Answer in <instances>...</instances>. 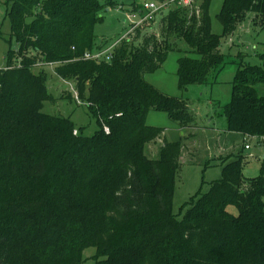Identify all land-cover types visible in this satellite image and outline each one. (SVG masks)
<instances>
[{"label":"trees","instance_id":"trees-1","mask_svg":"<svg viewBox=\"0 0 264 264\" xmlns=\"http://www.w3.org/2000/svg\"><path fill=\"white\" fill-rule=\"evenodd\" d=\"M210 2L200 0L190 15L169 10L159 16L158 36H143L137 47L123 41L109 63H96L81 57L96 47L94 26L112 0H5L8 43L17 50L6 52L0 70V264H82L89 248L93 264H264V158L250 182L242 155L220 158V178L190 198L177 220L181 143L164 140L159 160L143 155L163 135L146 124L150 112L165 113L180 131L194 121L186 100L160 92L144 75L184 41L179 90L209 86L226 64L221 39L244 15L252 13L264 31V0H223L221 35L211 32ZM40 63L56 64L55 75L73 84L96 121L91 137L69 119L40 112L51 98L46 76L33 71ZM238 66L231 99L219 106L225 129L264 145V96L256 90L264 86V62Z\"/></svg>","mask_w":264,"mask_h":264},{"label":"rangeland","instance_id":"rangeland-1","mask_svg":"<svg viewBox=\"0 0 264 264\" xmlns=\"http://www.w3.org/2000/svg\"><path fill=\"white\" fill-rule=\"evenodd\" d=\"M113 6L105 9L101 15L102 21L94 26L93 37L95 44L104 41H116L124 36L129 29L126 16L132 12L131 4H135V10L144 0H112ZM134 1V3H133ZM223 0H211L209 16L211 32L221 35L222 26L217 19ZM5 0H0V68L5 65V54L8 50H17L14 40L8 43L11 32L10 23L5 15ZM199 5V4H198ZM119 7L122 10H119ZM194 8L192 7L187 13ZM167 12L164 13L166 15ZM137 17H134L135 21ZM160 18L147 24L130 34V42L137 47L143 36L160 32ZM189 50L184 41L177 42L176 50L168 53L166 60L154 73L145 74L147 83L154 86L160 92L169 97L186 100L190 113L194 116L191 127L178 130L175 124L162 112H150L146 117L148 126L163 130V135L146 144L143 155L149 160L160 159V148L163 141L176 142L182 145L179 166L176 170L173 186L172 215L181 220L186 210L184 205L200 190L206 193L213 181L220 178V157H232L242 155V177L245 182H250L259 176L260 161L264 158V145L256 138L243 139L242 135L235 132H227L225 119L221 115L220 107L226 105L231 99V82L237 72L238 64L242 69L250 66H261V55H264V31H262L252 13H246L237 24L235 31L221 39L220 50L226 56V64L216 72L215 82L209 86L189 87L181 92L177 83V60L182 53ZM189 57H195L194 55ZM17 56V52H15ZM19 64V60L16 61ZM34 72H42L46 76V89L50 100L42 104L40 112L52 117L69 119L74 130L82 137H91L97 131L95 119L89 114L86 104L79 105L75 102L71 82L61 80L49 66H37ZM259 96H264V86L256 87ZM71 95V99H64L65 93ZM220 106V107H219ZM248 144L249 150L243 145ZM226 211L237 215V210L229 206ZM95 249L89 248L82 254V264H93L92 257Z\"/></svg>","mask_w":264,"mask_h":264},{"label":"built area","instance_id":"built-area-1","mask_svg":"<svg viewBox=\"0 0 264 264\" xmlns=\"http://www.w3.org/2000/svg\"><path fill=\"white\" fill-rule=\"evenodd\" d=\"M200 0H148L143 1L139 9L137 11H132L126 16V21L129 22V29L124 36H121L116 41L111 40L110 42L104 41L101 44L96 45L94 49L91 51H85L81 57L82 61H93L96 63H109L113 51L116 47H118L123 41H130V34L134 33L136 30L146 26L147 24L152 23L156 17L163 15L165 12H168L172 9H188L190 10L192 7L195 9L197 8ZM121 11L122 8L119 7ZM137 17L134 21L133 18ZM41 66H49L52 69L56 66L54 63H40ZM37 64V66H40ZM19 64H17L18 66ZM7 69L5 66L0 68ZM74 100L77 104L81 105L78 100L77 92L75 89L72 90ZM107 133L108 130L104 129ZM74 135H77V132H73ZM249 145L245 144L244 149L249 150Z\"/></svg>","mask_w":264,"mask_h":264},{"label":"crops","instance_id":"crops-1","mask_svg":"<svg viewBox=\"0 0 264 264\" xmlns=\"http://www.w3.org/2000/svg\"><path fill=\"white\" fill-rule=\"evenodd\" d=\"M243 148H244V145H243ZM230 156H232V155H230ZM220 158H223V157L221 156Z\"/></svg>","mask_w":264,"mask_h":264}]
</instances>
